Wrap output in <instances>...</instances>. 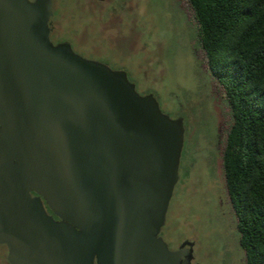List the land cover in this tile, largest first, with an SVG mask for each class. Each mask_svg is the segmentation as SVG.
Listing matches in <instances>:
<instances>
[{"label": "water", "instance_id": "obj_1", "mask_svg": "<svg viewBox=\"0 0 264 264\" xmlns=\"http://www.w3.org/2000/svg\"><path fill=\"white\" fill-rule=\"evenodd\" d=\"M47 16L40 1L0 0V160L63 208L57 222L38 198L31 213L0 207L9 261L179 264L192 243L172 251L159 233L179 179L182 117L139 94L125 71L53 45Z\"/></svg>", "mask_w": 264, "mask_h": 264}, {"label": "rangeland", "instance_id": "obj_2", "mask_svg": "<svg viewBox=\"0 0 264 264\" xmlns=\"http://www.w3.org/2000/svg\"><path fill=\"white\" fill-rule=\"evenodd\" d=\"M170 2L143 0L136 29L147 26L146 42L153 54L147 52L143 61L133 54L124 57L128 78L136 91L141 95L150 92L162 112L172 118L182 117L185 128L179 179L169 202L162 236L171 248L185 238L194 240L199 264H245L233 210L229 203H224L226 215L218 206L220 197L223 201L228 198L222 150L232 122L230 107L223 87L208 68L196 36V23L194 41L199 59L176 40L171 27L179 22V17L165 9ZM124 19L127 23L123 27V40L103 54L104 58L123 57L124 40L127 44L133 34L132 20L127 16ZM153 39L158 41L159 48L151 43ZM136 49L139 50L138 44ZM157 61L161 64H156Z\"/></svg>", "mask_w": 264, "mask_h": 264}, {"label": "trees", "instance_id": "obj_3", "mask_svg": "<svg viewBox=\"0 0 264 264\" xmlns=\"http://www.w3.org/2000/svg\"><path fill=\"white\" fill-rule=\"evenodd\" d=\"M187 1L232 116L222 170L245 264H264V0Z\"/></svg>", "mask_w": 264, "mask_h": 264}, {"label": "flooded vegetation", "instance_id": "obj_4", "mask_svg": "<svg viewBox=\"0 0 264 264\" xmlns=\"http://www.w3.org/2000/svg\"><path fill=\"white\" fill-rule=\"evenodd\" d=\"M29 1L31 3L40 1L43 5L47 6L48 38L53 45L67 44L74 53L84 58L101 62L108 65L111 69L122 70L125 72L127 65V62L124 61L125 55L133 54L143 61L147 52H151V54H153L152 49L147 46L146 42L147 26L144 25V28L136 29V23L140 21L137 20V17L140 16V13L142 12L141 7L143 0ZM165 9L174 15L177 14L179 17V22L176 21V24L171 27V30L176 32V40H178L182 45L187 46L192 51L193 56L199 59L194 41L195 20L193 11L188 1L171 0L169 6L165 7ZM124 16H127L132 20V39L127 44L126 40H124L125 49L123 52L124 54H122V58H104L102 56L103 54H106L109 49L118 47L117 45L120 43L121 39L123 40V27L127 23ZM141 21L143 22L144 20L141 19ZM143 36L145 38H143ZM151 43L155 45L156 49L159 48L158 41L153 39ZM137 44L139 50L136 49ZM142 61L141 63L143 64ZM156 64L160 65L161 62L157 61ZM138 68H141L140 64H138ZM147 93L150 92H146V94ZM220 139V136H218V146L221 143ZM18 162L19 160L17 159L13 160V163L18 164ZM35 198L40 200L44 212L51 216L54 221L59 222L61 220L57 213L62 212L63 208L54 206L55 204L62 203L61 201H48L43 195L35 192L34 183L33 181L30 183V177L29 175H25V169L23 167L20 168V170L18 167L16 169L10 168L8 163L3 165V162L0 160L1 209L4 207L7 212H12L14 209L16 213H31L34 211ZM219 201L220 204L218 206L220 212L227 215V213L223 211V206L224 203L225 205L229 203V206L231 207L229 197L227 198V201H223L220 197ZM164 227L165 223L159 233L162 239ZM184 241L192 243L191 249L188 245L181 247ZM165 243L167 244L166 241ZM195 247L196 242L194 240H188L187 238L180 240L172 248L168 246V248L172 251L178 250L179 248L181 251H185V253L179 257V264H199L196 260ZM8 252L9 250L6 243H0V264H13L8 259ZM43 259L47 261L45 264H63L62 260H68V257L60 255H46ZM97 262L98 257L94 256L93 264H97Z\"/></svg>", "mask_w": 264, "mask_h": 264}]
</instances>
